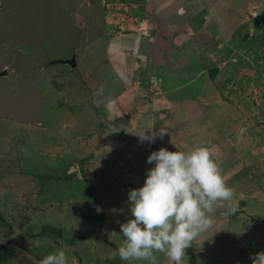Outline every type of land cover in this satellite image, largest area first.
<instances>
[{"label": "rangeland", "instance_id": "1", "mask_svg": "<svg viewBox=\"0 0 264 264\" xmlns=\"http://www.w3.org/2000/svg\"><path fill=\"white\" fill-rule=\"evenodd\" d=\"M161 1L141 4L152 3L157 11ZM189 1L171 0L173 8L161 11L162 23L174 31L192 22L182 29L186 34L175 35L183 50L172 55L171 65L181 64L165 69V75L154 68L169 78L175 69L186 68L173 77L184 80L172 81L181 86L171 96L187 120L175 115L168 129L156 121L158 133L166 130L163 138L157 134L151 148L136 150L138 135L134 140L125 125L102 131L98 112L89 117L92 109L87 108L95 103L99 110L103 98H117L125 86L136 84L129 74L120 79L108 59L111 52H105L110 36L130 33L118 32L119 13L107 19V7L92 0H0V70L9 71L0 78V264H40L56 249L67 253L68 264H148L119 258L120 225L130 215V189L143 186L154 166L148 156L161 147L176 151V145L181 151L206 146L234 192L216 208L212 226L185 250L182 264H252L250 257L264 250V141L259 133L264 127L255 125L264 115V0ZM124 2L130 6V0ZM178 4L192 5L194 14L180 17ZM213 4L219 7L218 18H213ZM229 18V27L221 24ZM105 23L113 30H106L109 36ZM201 29L216 34L217 41H200ZM157 47L169 46L162 39ZM74 49L77 68L45 66L71 57ZM217 57L226 63L217 65ZM202 63L208 77L197 76ZM69 114H79V124L65 126ZM81 116L89 119L83 122ZM181 128L185 134L179 138ZM156 255L159 264H172Z\"/></svg>", "mask_w": 264, "mask_h": 264}, {"label": "clouds", "instance_id": "2", "mask_svg": "<svg viewBox=\"0 0 264 264\" xmlns=\"http://www.w3.org/2000/svg\"><path fill=\"white\" fill-rule=\"evenodd\" d=\"M214 61L226 63L219 57ZM165 133L159 131L161 139ZM136 135L141 141L154 142L157 133ZM176 148L153 151L147 163L154 166L147 170L143 186L129 191L130 215L120 225L123 242L117 249L124 262L159 264L156 254L161 253L172 264H182L185 250L212 226L220 202L230 201L234 195L206 146ZM250 258L252 264H264V250ZM40 264H68L67 253L56 249L44 255Z\"/></svg>", "mask_w": 264, "mask_h": 264}, {"label": "crops", "instance_id": "3", "mask_svg": "<svg viewBox=\"0 0 264 264\" xmlns=\"http://www.w3.org/2000/svg\"><path fill=\"white\" fill-rule=\"evenodd\" d=\"M180 1H184L183 3H186L185 2L186 0H180ZM192 1L190 0L188 3H192ZM197 2H199V0H194L193 3L198 4ZM158 3H160L159 6L161 5L162 6L158 7L157 11L155 10L156 9L155 6L154 7L152 6V3H150L149 5L148 4L143 5V8L147 10L146 16L149 18L148 25L151 31V37L142 38L141 36H138V35L136 36V34L127 33V34L121 35V38L119 39L115 38L111 40V36L109 39H107L108 44L106 45L107 48L105 52L106 53L111 52L112 56L109 57L108 59L110 60V63L117 71L116 73L119 74V77L121 80H124L125 79L124 76H126V74H129L131 77L136 79V84L134 83L133 85L125 86L123 90L121 89L122 91H120V95L117 98H115L114 96L112 98H103L102 99L103 101L101 102L104 103V106H100L99 110L97 109V105L95 103L92 105V107L87 106L89 110L92 109L91 112L88 113L89 117H93L92 115L94 114V111L98 112L99 115L97 117L100 120V122L99 120L98 122L99 124H101L102 131L104 127L107 125L114 126L117 128H121L123 125H125L131 131L134 132L133 139L136 140V132H138L139 130L143 134H155V132L159 134L158 130L154 126L155 125L154 123L156 121L164 129H168L167 127L169 126L172 127L170 125L172 123L171 118L175 115L182 117L183 120L185 121L187 120L185 114L182 115L181 113H178V100H175L171 96V93H178L179 91L178 89L181 86V85L172 83V81H174L173 77L176 76V73L183 75L185 72L184 70L186 68H184V70L175 69L173 73L170 75V78L168 75H166L165 77H168V80L166 81V83H164L165 77L162 76V73L164 74L165 69L176 68L177 64L179 65L181 64V63H175L171 65L172 60L175 61L172 55L177 54L178 51L181 52L183 50L182 45L176 44L175 38H177L176 36L179 37V34L176 35V33L182 32L181 33L182 35L186 34L187 32L186 31L183 32L182 29L185 30L187 28H191L190 26H192V22L188 24L189 27H186V25H184L183 27H180V28L176 27L177 31L172 30L173 27L172 26L170 27L162 23L163 18H161V11L163 9L173 8V7L171 8V6L168 7V5L171 4V0L170 1L163 0ZM180 5H183V4H178V6L175 5L174 7L175 13L179 14L180 17L184 16V14H187L188 16H191L194 14V10L193 8H191L192 5H186V6L183 5L184 8L183 9L181 8L182 10L179 9ZM213 6H215L214 11L216 10V13L213 12V18H214V15L216 16L219 12L218 10L219 7L217 8V5L215 4H213L212 7ZM177 9L179 10L177 11ZM216 17L218 18V16ZM205 18H206V15L204 14L203 19ZM224 21L225 19L221 21V24L223 25L224 23H227V27H229L230 18L227 19L226 22ZM104 27L106 31L107 30L106 23ZM201 28H203V23H201ZM200 31H201V36H202L200 37L201 39L200 41L204 42L205 44L208 43L207 39L209 37H210V40L213 39L212 42L217 41L216 34L215 36H213V33L211 32L206 33L202 29ZM107 34L108 36L111 35L108 32ZM220 34H223V33H220ZM131 36H133L134 38L130 39ZM144 39L146 40L145 42H143ZM162 39L164 43L168 44L169 47L167 49H162L161 47H157V44L158 45L162 44ZM187 42H185V44L183 45H186ZM146 45H148L149 48L146 49ZM221 45L222 44H220V48L223 49ZM115 53L126 56L130 58V60L121 59V57H116L115 55L113 56V54ZM212 54H216V53H212ZM223 57L226 58V55L224 54ZM202 66H203V63L201 64V68H198L197 70V76L207 75V73L209 75V71H208L209 68L207 66H203V67ZM156 67L161 68L163 72L162 73L155 72L154 68ZM132 71L137 72L135 73L137 75L133 76L132 74H130ZM156 76L161 78L159 82L158 81L154 82V78ZM151 77L153 78L152 84H151V79H150ZM143 79L148 80L149 82L144 81L146 83V85H144L141 82ZM181 80H184V79H181ZM181 80H178V81L176 80L174 82L181 83ZM164 84L168 87L164 88ZM246 88L249 89L248 87ZM97 92H100V91H96V93ZM255 93L257 92L255 91ZM219 98L218 100L222 101V99L221 98L219 99ZM98 103H100V101H98ZM81 108H83V106ZM182 109H184L183 106H182ZM99 111H102V112L99 113ZM85 115L86 114H84V116ZM84 116H81V119L83 120V122L84 120L89 119V118L84 119ZM67 119L68 121L63 123L65 126H70V124L72 123L79 124L80 116L79 114L78 115L69 114ZM257 120L258 121H256L257 123H255V125L257 126L259 125L258 127H264V115H260L259 119ZM116 122L120 123V125L116 126L115 125ZM235 126L236 125L234 124L233 127ZM173 130L176 131L175 128ZM259 133L263 135L262 138L264 141V131L259 130ZM184 134H185V130L182 128L179 129V131H177V135L179 138H181V136H183ZM136 141H137L135 145L136 150L142 149L143 147L144 149H146L147 146L150 147L153 145V142H150L147 140L142 141V142L147 143L146 146H144L142 143L140 144V141H141L140 139Z\"/></svg>", "mask_w": 264, "mask_h": 264}, {"label": "built area", "instance_id": "4", "mask_svg": "<svg viewBox=\"0 0 264 264\" xmlns=\"http://www.w3.org/2000/svg\"><path fill=\"white\" fill-rule=\"evenodd\" d=\"M93 3H101L104 6L106 3V0H92ZM142 0H130V6H128L127 3L120 0H111L110 2H108L107 4V19H109L108 14H110L111 18H114L115 15H117V13H119L120 15V20H122L121 23L118 22L117 24V29L118 32L121 31H130V33L136 34V36H141L142 38H147L149 37V18L146 15H143L142 12L139 13V11H141L142 8V4H141ZM115 5L117 7V9H115ZM111 8V10H110ZM112 8L115 10H112ZM130 14H135V17H133V21L132 20H128V21H124L125 18L130 17ZM111 25H109L110 27ZM114 27V29L116 28L115 25H112ZM124 26L126 28H124ZM109 27L107 26V29L109 32H112L113 30L109 29Z\"/></svg>", "mask_w": 264, "mask_h": 264}, {"label": "water", "instance_id": "5", "mask_svg": "<svg viewBox=\"0 0 264 264\" xmlns=\"http://www.w3.org/2000/svg\"><path fill=\"white\" fill-rule=\"evenodd\" d=\"M57 63L66 64L72 69L77 68L78 65H79L77 49H74L71 57L52 60L50 62L45 63V66L51 65V64H57ZM8 74H9V71H8L7 68H4L3 70H0V78L4 77V76H7ZM68 172L69 173H73L74 171H68ZM68 172H66L65 174L69 175ZM68 177H71V176H68Z\"/></svg>", "mask_w": 264, "mask_h": 264}, {"label": "trees", "instance_id": "6", "mask_svg": "<svg viewBox=\"0 0 264 264\" xmlns=\"http://www.w3.org/2000/svg\"><path fill=\"white\" fill-rule=\"evenodd\" d=\"M4 198H6V196Z\"/></svg>", "mask_w": 264, "mask_h": 264}]
</instances>
